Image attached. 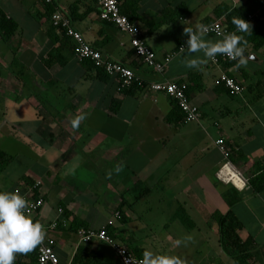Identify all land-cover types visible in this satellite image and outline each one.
<instances>
[{"label":"crops","instance_id":"crops-1","mask_svg":"<svg viewBox=\"0 0 264 264\" xmlns=\"http://www.w3.org/2000/svg\"><path fill=\"white\" fill-rule=\"evenodd\" d=\"M244 2L140 0L142 20L135 23L144 40L157 59L172 56L158 74L135 54L128 34L100 19L98 0H53L54 9L70 17L89 44L131 68L144 85L124 94L117 78L101 79L90 61L75 56L74 40L51 28L42 0H0V8L18 24L10 39L0 35V150L13 156L0 173V190L19 188L28 195L27 190L34 194L36 189L44 204L35 219L48 225L66 218V227L45 230L56 241L60 264H74L82 245L70 229L74 218L96 229L113 220L116 239L142 257L147 249L178 256L183 264H235L223 251L212 219L215 211L229 209L222 192L230 185L241 197L233 206L242 223L239 235L253 243V264H264V192L248 184L264 168V46L246 43V55L253 58L239 68L236 61L215 65L205 59L199 70L190 69L181 51L185 27L216 20L219 4L234 8ZM182 4L191 12L174 13L154 27L167 8L173 13ZM70 6L77 11L75 19ZM206 39L221 37L207 34ZM194 55L203 58L202 53ZM221 73L236 78L243 91L233 95L217 85ZM190 74L196 75L191 85L197 86L190 100L201 117L188 121L181 110L184 115L176 111L168 120L177 102L149 84L191 81ZM115 99L121 101L113 112ZM82 114L86 118L74 127L73 120ZM218 139H224L228 158ZM226 163L240 172L243 187L222 178ZM117 165L122 166L119 173ZM138 185L151 190L145 194ZM141 192L145 195L137 200ZM121 201L125 205L119 219L114 214ZM181 205L191 226L175 217ZM88 246L108 256L110 264H121L108 244L94 241ZM36 252L17 254L14 264H38Z\"/></svg>","mask_w":264,"mask_h":264},{"label":"built area","instance_id":"built-area-1","mask_svg":"<svg viewBox=\"0 0 264 264\" xmlns=\"http://www.w3.org/2000/svg\"><path fill=\"white\" fill-rule=\"evenodd\" d=\"M42 1L45 4L53 3V0ZM122 1L123 0H98L100 19L116 26L122 33L128 34L131 38L130 43L135 51V54L140 57L142 62L151 68L154 73L163 74L166 67L170 63L172 56L168 54L163 60L157 59L155 51L144 40L143 31L140 26L131 21L127 15L122 13L120 8ZM258 15L259 13L250 14L245 22L250 25L256 20ZM51 22L55 27H63L66 30V34L74 40V54L79 60L91 61L96 67L103 68L104 71L111 77L117 78L119 80V89L130 87L134 81H138L139 84L141 83L131 68L120 62L109 60L99 49L89 44L81 32L73 27L71 18L62 14L60 10L57 9L52 14ZM204 25L209 28L208 35L219 36L221 38L223 35L236 32V29H234V31H230L229 28L222 23L221 19ZM237 34L239 35L241 33ZM210 60L215 65L232 61L227 57L220 55ZM215 83L217 85H224L233 95L240 94L243 91V85L236 78L231 77L226 73H221L215 80ZM149 89L163 92L175 100L184 112L186 120L198 121L200 119L201 111L198 106L191 102L190 97L186 93L185 83L180 84L178 81L160 80L151 82L149 84ZM217 145L223 151L226 158H228L229 153L225 146L224 139H218ZM227 164L228 163L224 164L223 167ZM234 170L241 176L240 172H238L235 168ZM14 192H18L26 198L28 201L27 214L35 221L40 222L35 219L34 216L44 204L43 196L39 195L34 197L33 193L29 190H27L28 195H25L19 188H16ZM59 211L63 214L62 208H59ZM115 217H119V212L115 213ZM66 222L67 220L64 217L60 220L53 221L48 225L40 223L42 224L44 230H56L61 225L66 227ZM108 223H113V220H110ZM76 233L81 244H88L94 241H100L108 244L119 257L121 264H140V261L142 260V256L136 255L130 247L110 236L104 226L98 229L92 227H81L76 231ZM55 244V239L46 234L42 244L36 247L38 264H60L59 258L55 252Z\"/></svg>","mask_w":264,"mask_h":264},{"label":"trees","instance_id":"trees-1","mask_svg":"<svg viewBox=\"0 0 264 264\" xmlns=\"http://www.w3.org/2000/svg\"><path fill=\"white\" fill-rule=\"evenodd\" d=\"M139 1L140 0H123L120 4L122 13L127 15L128 18L133 22H135L137 19L142 20V18H140L141 16L138 11ZM46 5H47L46 12H45L46 18L51 21V16L56 10L52 6V4H46ZM171 12H172V8H167L163 14L161 21L156 22L154 27H157L158 25H160V23L168 20V18H171L170 16L174 13L175 14L180 13V15L184 16L190 13L191 10L186 6V4H182L179 6L176 12H173V13ZM70 13L73 19L78 17L77 11L74 8V6H70ZM214 13L218 17L216 20L221 19L222 23L225 26H227L230 31H234V29H236L235 25H233L232 23V20L234 17L241 18L245 21L250 14L259 13L256 20L249 25L248 31L246 33H241L239 35L242 36V39L245 42V44L252 43L256 49H259L264 46V2L262 0H245V2L241 6L234 7V8H230L227 4L222 3V4H219L215 8ZM213 21H215V19L213 20L212 18L211 19L208 18L203 22V25L209 24ZM149 23L150 22H147V24ZM17 27H18L17 22L12 18L7 17L4 11L0 8V35L2 36V38L4 40L10 39L15 34ZM51 28L52 29L58 28L60 31H62L63 37L68 36L66 34V30L63 27H55L52 24V22H51ZM92 65L95 67L96 70H98V74L101 77V79L108 80L109 77H111L104 71L103 68L96 67L93 63ZM194 76L196 75H192V74L189 75L191 81H188V80L178 81V83L180 84L185 83L186 93L189 97H190V93L194 89L197 88L196 85L194 86L191 85L192 82L196 83V78ZM139 85L142 86L143 84L141 83L139 84L138 81H134L130 87L119 89V90L124 94H128L132 91L134 87L139 86ZM120 101H121L120 99L113 100V103H112L113 112L118 111ZM176 111L181 112V108L175 104L174 109L171 111L170 115L168 116V120L172 119V115ZM182 115L184 114L182 113ZM12 159H13L12 155L8 154L7 152L3 150H0V173L12 161ZM248 184L255 192L257 193L264 192V168L263 167L260 168V171L255 176L248 179ZM138 186L140 190H143L145 192V194H147L151 190L150 187L148 186H140V185ZM144 192L136 194L137 200L141 199L145 195ZM222 195L224 199L227 201L229 205V209L224 213L215 211L212 214V219L216 221L218 224V236H219L221 247L223 251L234 260L235 264H253V260H252L253 252L251 250L253 243L251 240L244 241L240 237L239 230L242 228V223L233 211L234 204L238 202L241 198L240 192L236 187H234L233 185H230L227 187V189H225L222 192ZM33 196L34 197L38 196V192L36 191V189L34 190ZM124 205H125L124 201H121V203L115 210V213L119 212V217H116V218H119V219L123 218L122 207ZM64 214L68 215L66 212ZM175 217L179 218L183 223L188 224L190 226L193 224L189 214L185 211V208L182 205L178 207L175 213ZM81 227L88 228L89 226L84 224V222H81L77 220L76 218H74L70 224V229L77 231ZM104 227L108 231L109 235L116 239V236L114 234L115 233L114 222L107 223ZM91 243L82 244L79 247L76 255L74 256V260H73L74 264H110L111 260H109L108 256L103 255L102 253H99L97 251H94L91 247L88 246ZM34 250L35 252L37 251L36 248ZM135 254L138 256H141L137 252H135ZM36 255H37V252H36Z\"/></svg>","mask_w":264,"mask_h":264},{"label":"clouds","instance_id":"clouds-1","mask_svg":"<svg viewBox=\"0 0 264 264\" xmlns=\"http://www.w3.org/2000/svg\"><path fill=\"white\" fill-rule=\"evenodd\" d=\"M236 32L223 35L221 39H206L209 28L203 24H197L195 28L185 27L187 36L186 46L181 47L185 55V66L199 70L205 63V59H213L216 56H225L229 60L236 61V67H244L251 59L246 55L245 42L241 35L246 33L249 25L243 19L234 17L232 20ZM203 58H200L201 54ZM191 57V58H189ZM86 118V114L78 115L73 120V126ZM116 173L122 170L121 165L114 168ZM109 176L112 175L110 171ZM28 201L18 192L0 190V264H14L17 254L31 252L41 245L46 233L42 224L35 221L27 214ZM190 240L191 237H186ZM182 241H176L179 245ZM140 264H183L180 257L170 254H158L151 250H144Z\"/></svg>","mask_w":264,"mask_h":264},{"label":"bare ground","instance_id":"bare-ground-1","mask_svg":"<svg viewBox=\"0 0 264 264\" xmlns=\"http://www.w3.org/2000/svg\"><path fill=\"white\" fill-rule=\"evenodd\" d=\"M222 178L225 180L232 182L237 187L244 186L243 178L234 170V168L228 163L225 165L220 171Z\"/></svg>","mask_w":264,"mask_h":264},{"label":"rangeland","instance_id":"rangeland-1","mask_svg":"<svg viewBox=\"0 0 264 264\" xmlns=\"http://www.w3.org/2000/svg\"><path fill=\"white\" fill-rule=\"evenodd\" d=\"M10 5V2H7V7Z\"/></svg>","mask_w":264,"mask_h":264},{"label":"water","instance_id":"water-1","mask_svg":"<svg viewBox=\"0 0 264 264\" xmlns=\"http://www.w3.org/2000/svg\"><path fill=\"white\" fill-rule=\"evenodd\" d=\"M246 54V53H245ZM250 57H252L253 58V56H250Z\"/></svg>","mask_w":264,"mask_h":264}]
</instances>
